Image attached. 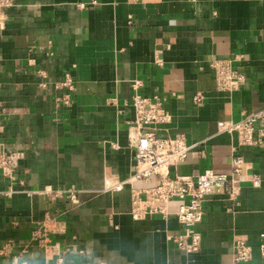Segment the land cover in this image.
Returning <instances> with one entry per match:
<instances>
[{"label": "crops", "instance_id": "obj_1", "mask_svg": "<svg viewBox=\"0 0 264 264\" xmlns=\"http://www.w3.org/2000/svg\"><path fill=\"white\" fill-rule=\"evenodd\" d=\"M7 13L0 102L8 112L0 117V142L27 188L79 192L78 203L24 192L7 197L0 171V250L14 246L0 264H14L48 216L63 223L54 241L64 264H264V146H241L236 133L217 125L264 109V0H17ZM230 59L245 81L229 93L218 90L210 64ZM136 81L143 96L165 98L171 122L158 133L195 145L180 173L230 174L233 155L245 162L237 200L214 191L204 203L197 254L171 239L185 232L178 202L166 218L136 220L132 193L147 184L113 189L134 173ZM254 139L264 142V125ZM239 240L254 248L248 263L235 260ZM28 249L21 260L46 264L41 247Z\"/></svg>", "mask_w": 264, "mask_h": 264}, {"label": "built area", "instance_id": "obj_2", "mask_svg": "<svg viewBox=\"0 0 264 264\" xmlns=\"http://www.w3.org/2000/svg\"><path fill=\"white\" fill-rule=\"evenodd\" d=\"M17 0H0V27L8 20L7 10L16 5ZM240 57H236L239 59ZM234 60H213L210 67L215 70V80L218 90L233 92L240 88L245 77L233 66ZM71 79L67 75L66 86L72 88ZM142 86L141 81H136L133 87L136 91L133 96L132 106L135 119L129 124L130 144L135 150L134 173L126 181L118 182L113 189L121 191L128 183L144 181L147 186L136 189L132 193L131 214L136 220L147 219L150 215L159 214L166 218L169 215V204L178 202L176 215L184 226L185 232L172 236V241L181 249L197 254L203 243V237L195 230L197 224L203 221V205L214 191L224 192L229 200H237L241 193V183L245 162L240 156H232V172L230 174L209 169L195 174H182L179 165L188 161L194 146L187 144L184 135H160L158 131L162 126L171 122V116L165 107V98L158 95L150 98L138 93ZM67 98H65L66 103ZM196 103H201L203 95L198 93L194 98ZM8 110L0 102V117L7 114ZM220 132L236 133L241 146H264V142L254 139V133L259 126L264 125V109L257 112L244 113L238 121H219ZM0 171L8 180L9 187L3 195L11 197L14 193L24 192L27 195H45L53 200L67 197L73 203H78L79 190L54 189L46 186L39 189L26 187L25 180L20 177L13 157L8 153L5 145L0 142ZM258 176L251 182L259 186ZM18 187V188H17ZM63 223L51 216L39 222L32 231L31 240L13 263L27 264L21 259L29 253V246L37 244L45 252L46 264H64V257L60 243L54 241V236L62 234ZM259 252L264 259V234L261 235ZM14 246L7 244L0 250V255L7 256ZM254 248L247 242L239 240L235 244V260L239 263H248L253 258ZM20 261V262H19Z\"/></svg>", "mask_w": 264, "mask_h": 264}]
</instances>
